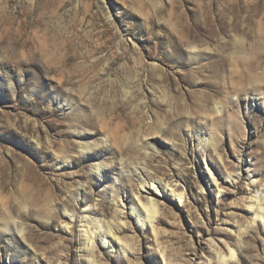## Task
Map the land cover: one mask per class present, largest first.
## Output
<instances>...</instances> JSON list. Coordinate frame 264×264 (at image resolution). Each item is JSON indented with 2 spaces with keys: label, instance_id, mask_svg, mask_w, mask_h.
Segmentation results:
<instances>
[{
  "label": "rangeland",
  "instance_id": "1",
  "mask_svg": "<svg viewBox=\"0 0 264 264\" xmlns=\"http://www.w3.org/2000/svg\"><path fill=\"white\" fill-rule=\"evenodd\" d=\"M260 193L264 0H0V264H264Z\"/></svg>",
  "mask_w": 264,
  "mask_h": 264
},
{
  "label": "bare ground",
  "instance_id": "2",
  "mask_svg": "<svg viewBox=\"0 0 264 264\" xmlns=\"http://www.w3.org/2000/svg\"><path fill=\"white\" fill-rule=\"evenodd\" d=\"M237 12V11H236ZM203 30V29H202ZM191 46V45H190ZM192 48V47H191ZM194 49V48H192ZM191 50V49H190ZM262 64V63H261ZM263 66V65H262ZM242 77V76H241ZM238 78V77H237ZM240 79V78H239ZM238 79V80H239ZM235 80V79H234ZM236 82V81H235ZM261 88V87H260ZM259 88V89H260ZM258 89V88H257ZM258 91V90H257ZM207 142V141H206ZM95 163V162H94ZM101 164L96 163L92 166L91 170L92 173L95 174V177L99 180L101 179L102 176V172L101 171ZM137 169H135L134 172H136ZM209 172V171H208ZM212 174V173H211ZM209 173L208 175V182L213 184V186H215L216 189H218V184L216 179ZM249 176V175H248ZM146 177H149V175L145 174L144 172H138L137 174V178L138 180H140V182H143ZM250 177V176H249ZM229 178V177H228ZM226 179V178H225ZM161 182V181H160ZM160 182H158V186H151L149 187L146 192L148 194V199H147V203L142 204L140 199L137 198V206L132 205L129 210H130V214L134 215L137 219V222L140 225H144V224H148L151 226L153 232H155V229L153 227V222L156 218L157 215V209H156V205L154 203V199L156 198V196L161 193L163 194V192L166 191V187L163 186V184H161ZM117 183V180H116ZM144 186V185H143ZM170 196L177 198L179 200V202L181 203L183 200V194L182 193H175L174 190H170L169 191ZM255 205H256V216L258 219L262 220L264 218V196H262V194L260 193L255 199H254ZM131 203V202H130ZM81 214V213H80ZM75 218V221H77L78 225L81 228H84V233H86L87 237H88V242L91 243L93 247V243L95 242V240H99V242L102 245H106L108 244V239L110 238L113 240H117L116 238H114V234L112 232L111 229H108L106 231H103V227H107V225H103L101 224L96 218L95 215L89 211V210H85L82 212L81 215L77 216V215H73L72 219ZM12 225H16V222L13 223ZM92 226V227H91ZM108 228V227H107ZM110 228V227H109ZM67 231V228L65 229ZM19 234L22 237V230H18ZM97 232L101 233L100 236H97ZM91 247V248H92ZM235 257L234 252L229 251V259H233ZM205 260L206 262L208 261V257L205 256ZM222 263L226 262V259L223 257L222 259ZM91 263H95L92 262Z\"/></svg>",
  "mask_w": 264,
  "mask_h": 264
}]
</instances>
